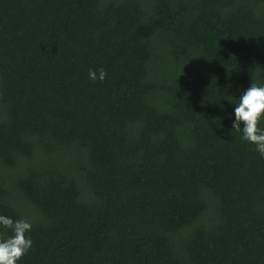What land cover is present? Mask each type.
Returning a JSON list of instances; mask_svg holds the SVG:
<instances>
[{
	"label": "trees",
	"instance_id": "trees-1",
	"mask_svg": "<svg viewBox=\"0 0 264 264\" xmlns=\"http://www.w3.org/2000/svg\"><path fill=\"white\" fill-rule=\"evenodd\" d=\"M253 82L264 0H0L18 264H264V157L232 127Z\"/></svg>",
	"mask_w": 264,
	"mask_h": 264
},
{
	"label": "clouds",
	"instance_id": "clouds-1",
	"mask_svg": "<svg viewBox=\"0 0 264 264\" xmlns=\"http://www.w3.org/2000/svg\"><path fill=\"white\" fill-rule=\"evenodd\" d=\"M106 77L107 72L103 68L99 69V75L97 71L89 70V79L93 82L104 81ZM236 104L233 129L242 132V139L254 144L256 151L264 157V130L259 127L264 120V86L253 82ZM0 226L13 232L12 236L0 239V264H18L33 247V241L26 235L31 231L32 224L24 219L14 221L0 215Z\"/></svg>",
	"mask_w": 264,
	"mask_h": 264
}]
</instances>
